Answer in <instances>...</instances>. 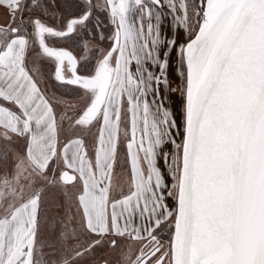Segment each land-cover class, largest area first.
<instances>
[{
  "label": "snow or ice",
  "instance_id": "6c2138e0",
  "mask_svg": "<svg viewBox=\"0 0 264 264\" xmlns=\"http://www.w3.org/2000/svg\"><path fill=\"white\" fill-rule=\"evenodd\" d=\"M0 264H264V0H0Z\"/></svg>",
  "mask_w": 264,
  "mask_h": 264
}]
</instances>
